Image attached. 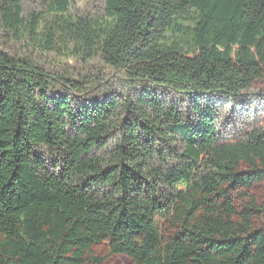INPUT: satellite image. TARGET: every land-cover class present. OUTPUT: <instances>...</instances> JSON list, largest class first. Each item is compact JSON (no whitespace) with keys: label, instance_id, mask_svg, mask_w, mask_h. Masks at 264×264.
Instances as JSON below:
<instances>
[{"label":"trees","instance_id":"1","mask_svg":"<svg viewBox=\"0 0 264 264\" xmlns=\"http://www.w3.org/2000/svg\"><path fill=\"white\" fill-rule=\"evenodd\" d=\"M24 1L0 0L4 35L137 94L0 50V264H264V132L220 144L155 96L264 95V0Z\"/></svg>","mask_w":264,"mask_h":264},{"label":"rangeland","instance_id":"2","mask_svg":"<svg viewBox=\"0 0 264 264\" xmlns=\"http://www.w3.org/2000/svg\"><path fill=\"white\" fill-rule=\"evenodd\" d=\"M22 6L24 17L31 12L41 11L35 0H25ZM103 9L104 0H75L72 2V11L80 16L95 17ZM0 50L14 56L32 59L35 64L49 72L60 73L78 81H87L89 90L86 95L88 96L97 95L98 98H102L109 92L112 96L121 97L130 93V88L126 83L97 60L82 63L73 58L57 56L53 53L33 51L25 44L4 35L1 29ZM136 94L130 93L135 96ZM155 96L167 109L175 107V110L184 117L183 121L188 122L193 128L201 127L202 122L209 118L220 144H236L247 141L254 134L264 132V95L255 89L230 101L201 99L199 105H195L194 98H180L168 91H156ZM77 100L76 107L84 104L82 98ZM166 131L168 132V130ZM169 134L174 136L171 132ZM168 136L166 138H169ZM175 137L177 143L173 140L172 144L180 150L183 149L181 138L177 135ZM143 140L144 138H141L140 144L148 143Z\"/></svg>","mask_w":264,"mask_h":264}]
</instances>
